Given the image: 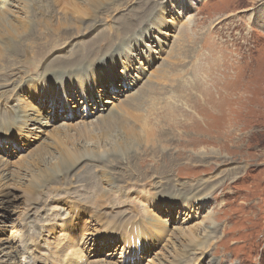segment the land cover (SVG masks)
<instances>
[{"label":"rangeland","instance_id":"rangeland-1","mask_svg":"<svg viewBox=\"0 0 264 264\" xmlns=\"http://www.w3.org/2000/svg\"><path fill=\"white\" fill-rule=\"evenodd\" d=\"M26 1L33 31L39 24L48 34L63 32L69 19L77 20L79 28L95 22L78 33L82 37L56 36L43 58L25 60L36 66H23L37 76L52 69V60L63 61L102 33L105 40L97 53L81 63L78 55L71 62L75 66L66 69L88 71L79 77L75 94L68 90L66 95L72 96L76 111L86 114L84 104L73 98L80 99L79 90L90 91L102 103L90 102L96 115L81 118L67 108H52L47 99L40 103L33 98L49 124L25 131L12 126V109L21 102L17 97L0 99V159L13 174L0 179V195L7 199L0 203V264H160L168 251L183 254V264H264V0ZM151 10H158L172 30L154 25ZM137 15L144 17L142 24ZM124 19H131L127 29ZM6 25L12 26L0 22V33ZM123 45L130 47L128 53L146 48L149 54L140 52L130 64L116 62V84H121L125 67L138 81L125 82L128 92L106 104L103 100L112 98L114 89L102 82L99 62ZM101 68L106 70L107 64ZM7 71L0 66V85ZM20 82H5L2 89ZM103 104L111 106L114 118L96 123L92 120L99 112H109ZM144 119L156 133L152 142L160 130L171 132L172 140L159 149L151 142L133 146L135 137L129 133L135 130L138 139ZM64 121L70 122L65 133ZM90 144L106 153L126 147L128 157L110 166H80L27 190L32 175L46 178L53 165L58 167L59 156ZM113 155L106 157L117 161ZM166 165V180L154 178L160 181L156 187L148 183L152 178L143 179L142 173ZM104 170L112 172L107 180ZM105 181L113 184L110 190ZM204 181L214 184L203 191L204 198L185 197ZM146 214L150 219H143ZM141 226L143 231H136ZM193 226L198 238L190 242L187 229ZM180 230L186 235L176 237ZM69 236L75 243L66 250Z\"/></svg>","mask_w":264,"mask_h":264},{"label":"bare ground","instance_id":"bare-ground-1","mask_svg":"<svg viewBox=\"0 0 264 264\" xmlns=\"http://www.w3.org/2000/svg\"><path fill=\"white\" fill-rule=\"evenodd\" d=\"M113 1L114 0H110V2H113ZM177 1L181 2L182 0H177ZM26 4H27L26 0H0V22L2 21L6 24V21H10L12 24V26L6 25V31H3V33H0V45H1L0 46V66L4 65V67L8 70L4 74V76H2V77L5 79L4 80L5 82H11V83H12L13 79H16V82L18 80H21L20 83H17L16 86H12V88H11V86H7L6 88L2 89V87H5V84H6L5 82H4V84L0 85V87H1L0 88V99L1 100H4V99L10 100V97H17V99L21 102L19 104L17 103L16 107L14 109H12V116H11V118L13 120L12 126H16L18 129H21V130L32 131V129L35 127L44 128L46 125H48L49 122L46 120L47 119L45 117L46 115L45 116L42 115L41 111L38 110V107L35 105V103L32 99L34 98L37 102L42 103L45 101V99H47L49 97L50 94H53V93L55 95H57L58 97L63 98V100L65 102L59 106H52L51 104L48 103V105H50L52 108H67L69 111L68 113L70 115H73L74 117L79 116L81 118H84V116L86 114L96 115V114H94V109L90 108L89 103L90 102L91 103H93V102L102 103V101L94 98V96H92L90 91L79 90V92L81 94L80 99H78L76 95H75V97L73 96V98H75L78 103L81 102L82 104H84L83 105L84 108L82 109V111H84L86 114H84L80 111L79 112L76 111V110H78V108L75 107V105L70 100V99H72V96L69 95L68 97H66L68 90L72 91L76 87H78V85H76V84L79 80V77L86 76L84 74V72L86 73L88 71H83L82 68H77L74 70H66V69L75 66L74 62L73 63H71V62L75 61L74 59L78 55H79V57H78L77 61L78 62L80 61V63H81L82 61L89 59V57L92 56L94 53H97L98 47L102 46L101 41L105 40L104 35L100 32L101 35L97 36L96 40L89 41L87 44L84 45L83 49L79 48L75 52H71L70 57L68 56L66 59L64 58L65 61L64 60L60 61V59H63V58H56V59L52 60L50 68H52L53 70L52 69H49L51 71L45 70L44 72L38 73L37 76L33 75V74L29 75L28 70L24 69L23 63L27 62L26 64H28V66L30 68V67L36 66L35 61L34 60L25 61V60H29L30 56H32L31 58H33V59H35L37 57L43 58L45 55L44 53H45L46 46H50L51 44L55 43L54 39L56 36H60V34H62V33L77 35L81 31L84 32L83 31L84 27L88 28V27L92 26L95 22L91 23L90 25L88 23L84 24V27H82V25H81V27L79 28V24L77 23V20L69 19L66 22V25H65L66 28L63 32H61L60 30L50 31V32H53V34H48L49 32H46V29L43 30L41 28V26L38 27L39 24L36 23L37 28L35 29V31H33V28H32L33 25H31L32 20L29 18L30 17L29 9H28V5H26ZM151 11H152V13H154V16H155L154 25L159 24L160 26L164 27L166 32H168L169 30H172V24L169 23L167 20H165L159 14L158 10H155V11L151 10ZM14 14L17 16L15 18V19H17V21H13L9 17V15L14 16ZM21 16H23V17H21ZM136 17H138L140 19V23L142 24L143 23L142 19L144 17H142V15H137ZM19 18H22V20H19ZM124 20L125 21L122 22L123 28L127 29L128 26L130 27V20L129 19H124ZM98 26L99 25H97V27ZM86 30H88V29H85V32H86ZM90 32L91 31L87 32V34L89 35ZM81 35H79V36H81ZM68 36H70V35H68ZM85 36H87V35H85ZM163 40H165V38H162V41ZM25 41H27V43H24ZM154 41L160 42V40H158L157 38H154ZM78 43L79 42H77V44ZM122 43L124 44V42H122ZM78 46H80V45H78ZM73 48H75V47H73ZM128 48H130V47H128ZM128 48L125 49L124 45H123L122 49L116 50L117 48L114 47V49L116 51L114 50L113 52H111L109 54L110 56L108 59H102L99 62V63H101L100 67H99L100 69H98L97 72H104V74H103L104 79L102 82H106V85L109 84V85H111V89H114V92H111L112 98H107V99L103 100V102L106 104H112L113 105V102H114L113 99H115L117 96H121L123 94V92H125V90H126V92H128V89L130 88V84L124 85L125 82L130 81L131 85H134L138 81V78L132 77V76L137 77L136 74H134V71L133 70H132V72L128 71V69L125 67L126 71L123 72L124 77H123V79H121L122 80L121 84H116V81L118 79L117 75L113 76L114 75L113 69L116 68V62H120L123 65H125L127 63L130 64L133 61L132 60L133 56L139 55L140 52L145 53V54L146 53L149 54V50L146 48L145 49L143 48L142 50L137 49V51H139V53H137V54L136 53L134 54L133 51H130L131 53H128ZM75 63H76V61H75ZM105 63L107 64L106 70L104 68H101L102 65ZM112 63L115 66H113ZM46 71H48L49 73L46 74ZM48 74H49V76L47 77ZM142 75H143V70H142ZM31 76L33 78H31ZM90 76H92V75H90V72H89V78H90ZM99 76H100V74H99ZM94 78L99 83L101 82L100 77H96L94 75ZM49 82H52V83L49 84ZM89 82H90V79H89ZM92 84L93 83H91V86H92ZM25 91H27V93H28L27 97H23V93ZM72 93L75 94L74 91H72ZM20 104H22L23 107H21ZM103 106H104L103 110L108 109L109 112L105 113L104 115H102L99 112L97 117L92 121H96V123H99L102 121L109 122L114 118L113 110H111L112 108L110 109L111 106L104 105V104H103ZM85 107H86V109H85ZM94 108L96 109V106ZM101 108H103V107H100L98 110H102ZM28 110H31V111H28ZM170 111H172V110H168L166 113L169 114ZM15 112H18L20 115L18 116V114ZM68 113L67 112L65 113L66 115H64V118H68V116H70V115H68ZM69 118H71V117H69ZM69 126H70V122L64 121V123H62V129H63L64 133H65V131L67 132L69 130ZM129 134L133 135L135 137L134 141L132 142L133 146H138L141 144H143V146H146L151 142V144H149V146L156 147L154 145H158L157 149H159V147L162 146V144H165V143L168 144V142H170L172 140V133L171 132L167 133V132L160 130V131H157V139H154V141L152 142V139L154 138V136H156V133L154 134L153 129L148 125L146 119H144L143 125L140 128V135H139L138 139H136L137 133L135 130L132 129ZM1 144H2V140L0 137V145ZM87 146L88 147H84V149L74 148L73 150H68L65 154L59 156L58 167H55V165H53L49 169L50 173L46 174V176H47L46 178L40 179L38 176L32 175L28 179L27 190H30V191L33 190L34 191V190H37V189L41 188L42 186H44V184L48 185V183H50V181H52L51 179H53L54 176L59 177L60 173H64V175L66 174V176H68V174L70 172L74 171L76 168H79L80 166L85 168L86 166H89V165L92 166L93 164L98 165V162L99 163L103 162L104 165L110 166V165L116 164L117 162L120 163L121 161H123L124 159H127V157H128V155L124 156V154H125L124 148H126V147L113 148L112 150H110L112 153H106V152H101V150H98V151L92 150L91 148H89V146H91V144L87 145ZM112 154H114L113 156H115L114 158H116L115 160H117V161L112 162V161L107 159L106 155H112ZM214 154L216 155L217 153H214ZM102 160H104V161H102ZM171 163H172V161H171ZM169 168H170V166L166 165L164 167L158 168V170L152 174L142 173V177L144 180L152 178L151 180H148V183H151L155 186L160 181H159V179H158V181H154L153 179L157 178V177L164 179L163 175H167V173L170 171ZM11 172H12V170H10V168L8 169V163L5 162L4 160L0 159V179L12 178L13 174ZM226 172H230V171L227 169ZM107 173H112V172H111V170H104L102 172L103 179L107 180V178H106ZM53 180L55 181L56 178ZM164 180H166V179H164ZM105 182H107V184L109 186L108 189L110 190V187L113 186V184L110 183L109 181H105ZM166 184L172 185V183H167V182H166ZM202 184L203 185L192 186L191 187L192 191L190 189V192H187L185 197L188 196V197H192L194 199H197L199 197H203V194H204L203 191L207 192L209 190V188H212L214 186V184H210V181H204V182H202ZM178 193L182 198H184L183 194H182L183 191H179ZM6 200L7 199H5L3 197V195H0V203H4V201H6ZM203 201H204V199H203ZM183 207H187L186 202H185V206H183ZM188 209H192L191 206H189ZM149 217H150V215H147V217H145L143 219L147 220ZM200 223L201 222H199V224ZM196 227L197 226H193V227L187 229L189 231V232H187V237L189 239L188 241H190V242L194 241L195 239L198 238V237H195L193 235V234H195ZM142 228L143 227L141 226L139 229H136V231H139V230L143 231ZM197 230H198V228H197ZM178 235L182 236V235H186V233L184 230H180L179 232H176L175 236L177 237ZM67 240L69 243L64 245L66 250L68 248L71 249V246L73 247V245L75 243V239L72 236L71 237L69 236ZM203 248H204L203 246L199 245V250L201 249L199 256H201V257L203 254ZM67 252H69V251H67ZM196 252H194V253H196ZM182 255L183 254L180 255L178 253L168 251L167 255L166 256L163 255L161 257V259H159V261H161L160 264H183V261H184L183 257L184 256L181 257ZM190 257H192V256H190ZM202 259H204V256Z\"/></svg>","mask_w":264,"mask_h":264},{"label":"snow or ice","instance_id":"snow-or-ice-1","mask_svg":"<svg viewBox=\"0 0 264 264\" xmlns=\"http://www.w3.org/2000/svg\"><path fill=\"white\" fill-rule=\"evenodd\" d=\"M149 37L145 36L144 40H148ZM47 103L51 104L52 106H59L61 104H63L65 101L63 100V98L58 97L57 95L50 94L49 97L46 100Z\"/></svg>","mask_w":264,"mask_h":264}]
</instances>
